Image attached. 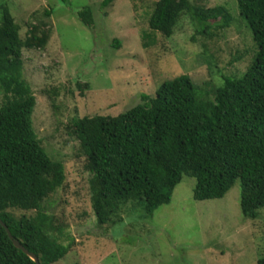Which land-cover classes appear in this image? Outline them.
<instances>
[{
    "label": "trees",
    "instance_id": "obj_1",
    "mask_svg": "<svg viewBox=\"0 0 264 264\" xmlns=\"http://www.w3.org/2000/svg\"><path fill=\"white\" fill-rule=\"evenodd\" d=\"M112 1L104 0L102 9ZM236 2L257 45L243 75H227L219 85L202 88L183 74L161 83L154 95L142 93L140 102L117 116L96 114L69 122L85 154L83 170L91 175V204L99 226L121 223L125 211L150 223L161 206L170 204L184 177L196 181L193 199L198 202L222 199L240 182L243 217L260 218L264 0ZM52 14L50 10L46 16ZM184 14L205 34L213 26L227 27L233 17L224 5L206 9L190 0H157L148 20L150 31L142 34L144 47L154 46L159 33L171 37ZM24 15L14 18L8 5L0 4V218L40 264H56L72 249L73 238L46 201L63 186L65 167L50 157L37 136V100L23 77V49L45 48L50 28L34 24L22 39L19 18ZM78 18L87 27L94 25L88 7ZM78 87L83 88L80 83ZM0 264H35L14 246L1 224ZM257 264H264V257Z\"/></svg>",
    "mask_w": 264,
    "mask_h": 264
},
{
    "label": "rangeland",
    "instance_id": "obj_2",
    "mask_svg": "<svg viewBox=\"0 0 264 264\" xmlns=\"http://www.w3.org/2000/svg\"><path fill=\"white\" fill-rule=\"evenodd\" d=\"M103 1L0 0L14 18L25 13L19 18L22 39L34 24L50 28L45 48L23 49V77L37 100V136L65 167L63 186L46 201L73 238L72 249L56 264H257L264 257V210L259 219L243 217L240 182L222 199L198 202L196 181L184 177L170 204L161 206L150 223L125 211L119 224H97L91 175L83 170L85 154L69 122L117 116L140 102L142 93L154 95L161 83L183 74L202 88L219 85L224 76L243 75L257 51L236 0H190L206 9L224 5L232 21L205 34L184 14L171 37L159 33L148 48L142 34L150 31L157 0H113L102 9ZM85 7L93 12L92 27L78 18Z\"/></svg>",
    "mask_w": 264,
    "mask_h": 264
},
{
    "label": "water",
    "instance_id": "obj_3",
    "mask_svg": "<svg viewBox=\"0 0 264 264\" xmlns=\"http://www.w3.org/2000/svg\"><path fill=\"white\" fill-rule=\"evenodd\" d=\"M0 224H1V225L4 227V229L6 230L8 236H9V238L12 240L14 246H15L16 248H18L19 250L23 251L27 256H29V257L31 258V260H32L35 264H40L38 257H37L35 254L29 252V251H28V250H27V249H26V248L20 243L19 240L15 239V238L12 236V234H11V232H10L8 226L2 221L1 218H0Z\"/></svg>",
    "mask_w": 264,
    "mask_h": 264
}]
</instances>
